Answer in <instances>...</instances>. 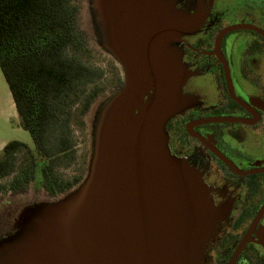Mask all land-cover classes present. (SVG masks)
I'll return each mask as SVG.
<instances>
[{
  "label": "water",
  "instance_id": "obj_1",
  "mask_svg": "<svg viewBox=\"0 0 264 264\" xmlns=\"http://www.w3.org/2000/svg\"><path fill=\"white\" fill-rule=\"evenodd\" d=\"M89 10L123 86L94 112L87 176L17 213L0 234V264H203L227 212L171 154L166 131L191 102L178 46L190 18L169 0H89Z\"/></svg>",
  "mask_w": 264,
  "mask_h": 264
},
{
  "label": "flooded vegetation",
  "instance_id": "obj_2",
  "mask_svg": "<svg viewBox=\"0 0 264 264\" xmlns=\"http://www.w3.org/2000/svg\"><path fill=\"white\" fill-rule=\"evenodd\" d=\"M190 18L178 43L189 107L169 149L227 212L203 264H264V0H169Z\"/></svg>",
  "mask_w": 264,
  "mask_h": 264
},
{
  "label": "trees",
  "instance_id": "obj_3",
  "mask_svg": "<svg viewBox=\"0 0 264 264\" xmlns=\"http://www.w3.org/2000/svg\"><path fill=\"white\" fill-rule=\"evenodd\" d=\"M74 1L0 0V68L19 125L34 144L32 149L10 141L0 152V181L12 176L6 189L14 195L25 193L38 172L43 189L53 198L83 180H65L58 169L76 159L72 124L76 120L83 126L82 118L104 94L100 87L88 91L104 73L83 61L92 49Z\"/></svg>",
  "mask_w": 264,
  "mask_h": 264
},
{
  "label": "rangeland",
  "instance_id": "obj_4",
  "mask_svg": "<svg viewBox=\"0 0 264 264\" xmlns=\"http://www.w3.org/2000/svg\"><path fill=\"white\" fill-rule=\"evenodd\" d=\"M74 4L80 7L81 26L89 36L90 47L92 49L90 54L83 57V61L90 66L101 69L104 73L102 79L95 85L90 86L88 91L92 90L94 87H100L104 90V94L92 105L88 115L82 118V122L84 123L83 126L78 125L76 120L73 121L72 130L76 143V159L70 167L58 169L62 178L68 181L79 176H82L84 180L87 176L88 166L92 156V121L94 112L107 97L118 91L124 83L122 68L115 62L112 56L105 53L97 46L91 22L89 0H75ZM0 79L5 81L2 73H0ZM4 83L7 85L6 82ZM77 110L78 108H76V112ZM0 138L6 139L8 142H23L32 149L34 147L31 135L27 131H24L20 125L18 126V124H14L10 130L1 127ZM18 157L22 160L23 153H20ZM11 181L12 176L6 177L0 181V186L3 187V190L0 192V234L3 233L4 229L11 226L17 213L25 206L33 204L34 202L57 200L64 196L59 195L53 198L48 195L42 187L40 172L37 173L36 181L31 183L23 194L14 195L6 189Z\"/></svg>",
  "mask_w": 264,
  "mask_h": 264
},
{
  "label": "crops",
  "instance_id": "obj_5",
  "mask_svg": "<svg viewBox=\"0 0 264 264\" xmlns=\"http://www.w3.org/2000/svg\"><path fill=\"white\" fill-rule=\"evenodd\" d=\"M0 73H2L1 68ZM4 82H6V80L3 81L0 79V128L5 127L7 130H10L14 124H18L19 126V116L9 86L7 82V85H5ZM7 142L6 139L0 138V152H2L5 146L9 143Z\"/></svg>",
  "mask_w": 264,
  "mask_h": 264
}]
</instances>
